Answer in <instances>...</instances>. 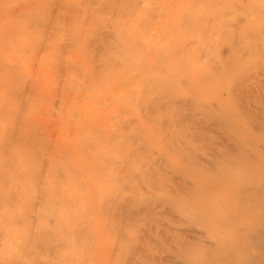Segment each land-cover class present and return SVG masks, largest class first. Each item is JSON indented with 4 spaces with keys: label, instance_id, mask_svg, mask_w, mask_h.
I'll use <instances>...</instances> for the list:
<instances>
[{
    "label": "bare ground",
    "instance_id": "6f19581e",
    "mask_svg": "<svg viewBox=\"0 0 264 264\" xmlns=\"http://www.w3.org/2000/svg\"><path fill=\"white\" fill-rule=\"evenodd\" d=\"M0 264H264V0H0Z\"/></svg>",
    "mask_w": 264,
    "mask_h": 264
}]
</instances>
